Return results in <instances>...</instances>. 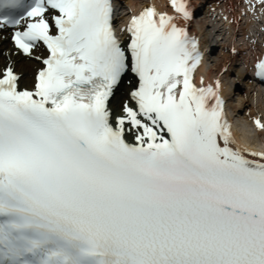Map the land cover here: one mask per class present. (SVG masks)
Returning <instances> with one entry per match:
<instances>
[{"label": "snow or ice", "instance_id": "1", "mask_svg": "<svg viewBox=\"0 0 264 264\" xmlns=\"http://www.w3.org/2000/svg\"><path fill=\"white\" fill-rule=\"evenodd\" d=\"M169 3L0 0V264H264V149Z\"/></svg>", "mask_w": 264, "mask_h": 264}, {"label": "bare ground", "instance_id": "2", "mask_svg": "<svg viewBox=\"0 0 264 264\" xmlns=\"http://www.w3.org/2000/svg\"><path fill=\"white\" fill-rule=\"evenodd\" d=\"M139 1L140 0H128L130 5ZM9 47L10 46L7 42L3 43V49ZM20 60L22 67H26L27 69L31 70L32 65L30 62L24 60L22 57L20 58ZM4 61H5V56L3 54H0V64H3ZM217 69H219L218 66L216 67V70ZM206 74H209V71H207ZM240 107H244V110L240 111ZM255 110L262 112V114L264 115V93H258L254 97V95L251 94V91L248 92L247 90L245 96L240 98V102L235 104V108L232 110L233 112H236L237 119H235V123L239 132L241 133V138L249 143H252L253 141H257V140H264V130L252 131L249 128V123L244 122V120H242V118L240 117V113L245 114V111L246 112L249 111L250 113H253Z\"/></svg>", "mask_w": 264, "mask_h": 264}]
</instances>
